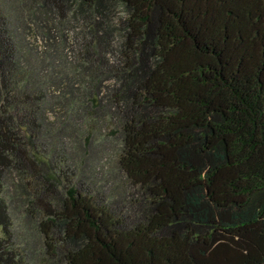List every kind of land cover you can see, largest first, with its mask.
Segmentation results:
<instances>
[{"label": "trees", "instance_id": "obj_1", "mask_svg": "<svg viewBox=\"0 0 264 264\" xmlns=\"http://www.w3.org/2000/svg\"><path fill=\"white\" fill-rule=\"evenodd\" d=\"M71 24L65 74L51 55ZM32 26L38 62L17 37ZM50 84V102L109 118L125 211L59 188L35 152ZM13 171L44 206L40 264H264V0H0V264H24L2 195Z\"/></svg>", "mask_w": 264, "mask_h": 264}, {"label": "rangeland", "instance_id": "obj_2", "mask_svg": "<svg viewBox=\"0 0 264 264\" xmlns=\"http://www.w3.org/2000/svg\"><path fill=\"white\" fill-rule=\"evenodd\" d=\"M66 32L68 43L65 47L58 45L57 51H52L51 55L57 70L65 74L76 62L78 42L81 39L80 31L73 24ZM17 37L21 49L29 57L36 61L42 57L47 44L36 26L22 30ZM55 91L57 90L52 84L46 85L49 102ZM76 108V104L74 109H70L67 104L50 102L44 113V127L47 128L46 131L49 130V134L42 137V140L34 141V150L49 162L54 175L60 181L59 188L77 186L89 192L97 202H106L125 211V197L132 190H129L124 175L116 164L118 136L110 132L107 116L101 120H87L79 115ZM108 112L106 108L105 114L108 115ZM86 136L88 141H85ZM27 174L28 177L32 176L31 173ZM18 179L20 175L13 171L3 180L2 195L8 203L12 220V248L21 255L24 264H40L43 239L38 223L43 217L44 206L36 201L32 203L27 199L21 200V193L25 195V191L18 194L20 187L14 185ZM30 192L34 194L33 189ZM40 210L42 214L38 213Z\"/></svg>", "mask_w": 264, "mask_h": 264}]
</instances>
